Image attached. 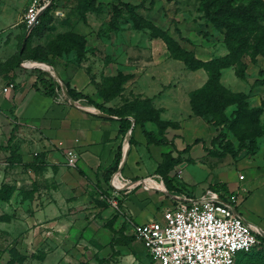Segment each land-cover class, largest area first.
<instances>
[{"label":"rangeland","instance_id":"1","mask_svg":"<svg viewBox=\"0 0 264 264\" xmlns=\"http://www.w3.org/2000/svg\"><path fill=\"white\" fill-rule=\"evenodd\" d=\"M202 1L94 0L93 8H88L85 7L84 0H51L48 10L49 21L33 31L28 39V35L38 22L29 29L23 20L29 0H0V76L16 63L22 48L24 57L29 54L50 55L56 44L61 46L62 38L59 35H76L84 40V46L82 50L76 46L69 52L60 51L56 60L61 66L65 65L70 70L77 67L84 69L89 76L90 87L95 90L94 93L111 108L129 113L131 118L134 113L144 116L151 111H158L160 117L164 109L156 107L154 101L160 96L161 89L197 88L206 73L205 70H191L182 59L174 57L165 35L170 36L177 46L202 60L227 53L223 35L204 16ZM123 3L136 7L131 10ZM129 10L135 12L141 19L143 24L141 29L135 28L132 24ZM241 60V67L229 66L221 70L220 82L229 91L249 94L247 98L249 107L262 108L258 125L264 128V56L253 57L244 54ZM20 67L21 65L17 68ZM119 81L120 83L116 85ZM233 110L235 105L229 106L225 111L228 119L233 118ZM6 113L0 111V124L5 126L4 135L10 130L8 126L12 119ZM168 122L161 135L158 133L157 125L154 133L171 144L170 151L166 154H169L175 163L170 165L168 160H163V156L162 162L163 165H169L166 180L173 191L193 193L195 190L197 192V189L205 190L207 186L221 180L225 172L244 174L245 166L248 164L262 165L264 136L256 139L257 148L261 147L260 155H257V150L248 153L245 147L238 150L240 136L244 144L248 143V135L242 130L245 128L249 133L250 127L237 126L232 129L230 122L219 126L209 122L215 126L212 137L195 138L196 141L194 139L192 142L199 144L192 152L190 149L194 145L185 144V141L182 149L175 150L176 146L171 142L172 139L168 138L173 135L171 129L180 133L178 130L180 125L177 122ZM9 159L11 157L0 156V171L6 170L8 165L5 162H9ZM160 177L166 182L161 174ZM189 182H194V185H189ZM129 187L130 184H127L113 193L109 188L105 189V193H110V196L108 199L105 198V207H101L103 213L100 217L97 214V206L79 209L82 212L92 210L87 214H94L97 230L102 227L110 228L104 233L102 239L105 244L98 253H95L93 247L96 239L89 238L88 235L81 233L82 231L80 235H69L68 238L41 236L39 245L33 244V238L30 236L1 235L0 264H6L11 258L15 264H89L90 261L92 264H140L142 260H149L146 248L132 234L130 219L123 214L121 202L126 198ZM111 200H115V203ZM28 207V205L11 207L9 211L12 212L11 216L14 214L22 216L24 211L28 212ZM153 216L152 212L138 214L136 221L141 222ZM20 225L24 226V223ZM132 236L134 237L131 239ZM16 245L20 248L18 251L25 255L22 260L19 254L14 257L9 254L8 250ZM44 249L46 252L41 251ZM263 257L264 245L261 244L248 253L240 254L236 264H253Z\"/></svg>","mask_w":264,"mask_h":264},{"label":"crops","instance_id":"2","mask_svg":"<svg viewBox=\"0 0 264 264\" xmlns=\"http://www.w3.org/2000/svg\"><path fill=\"white\" fill-rule=\"evenodd\" d=\"M51 65L65 86L55 96L35 89L36 74L30 69H15L12 81L4 75L0 76V111L7 112L12 118L9 120L10 130L5 135V126L0 124V156L11 157L9 162H5L8 165L6 170L0 171V185L6 183L14 187L10 199L0 201V217L8 216L0 220V236H30L33 244L39 245L41 236L68 238L69 235H80L82 231L89 238L96 239L93 247L98 253L105 244L102 239L104 233L110 228L97 230L94 214H87L92 210L82 212L79 209L97 206L100 217L105 198L110 196V193H105L106 188L113 193L126 186V181L136 182L146 177H152L158 184L164 185L167 193L142 184L130 185L126 198L121 202L123 214L130 219V223L139 222L136 221V215L145 212H152L154 216L141 222L160 218L173 195L200 198L207 190H213L211 185L224 183L227 191H213L226 194L237 192L240 197L238 209L244 219L264 232V159L261 160L262 165L245 166V173H240L244 176L242 179L239 174L225 172L221 180L207 186L205 190L196 188L197 192L195 190L193 193L173 191L171 185L169 190L170 187L157 169L162 156L170 151L171 144L149 143L144 134V130L156 132V124L146 121L142 126L128 116L131 126L121 134L118 115L100 110L84 97L76 100L69 97L67 84L95 102L110 107L94 93L84 69L77 67L70 70L65 65L61 66L56 59ZM201 70L204 71L202 68L196 71ZM206 78L205 73L203 81L196 87L203 85ZM10 82L15 83L13 88L8 87ZM197 88L161 89L160 96L154 101L156 107L164 109L160 116L162 120L180 125L178 130L181 134L171 129L172 137L166 136L172 139L175 150L182 149L185 141V144L194 145L190 149L193 152L199 144L192 142L195 138L203 136L205 139L214 133V125L192 112L189 93ZM168 131L170 129L166 135ZM68 149L76 153L74 167L66 164L65 153ZM256 150L257 155H260L261 147ZM118 155L120 160L117 169L107 173ZM115 176L121 179L114 180ZM230 179L232 182H229ZM193 183L189 182V185ZM22 205L29 206L28 212L24 211L22 216H11V207ZM20 223H24V226ZM15 248L20 249L18 245ZM41 251L46 252L45 249ZM89 264H92L91 261ZM140 264L155 262L149 256V260H142Z\"/></svg>","mask_w":264,"mask_h":264},{"label":"trees","instance_id":"3","mask_svg":"<svg viewBox=\"0 0 264 264\" xmlns=\"http://www.w3.org/2000/svg\"><path fill=\"white\" fill-rule=\"evenodd\" d=\"M93 2L94 0H84L83 3L85 7L93 8ZM123 5L131 10L132 8L136 7V5L129 3H123ZM50 6L51 4L41 12L37 24L33 27L32 31L28 35V39L31 37L33 31L38 30L41 25L49 19L48 10ZM201 7L204 11L205 18L223 35V42L225 43L227 53L223 56H216L208 60H202L195 57L190 51L184 50L183 48L177 46V43L170 36L165 35L168 47L174 54V57L182 59L189 69L197 70L202 68L207 74V80L205 83L197 89L192 90L190 93V106L192 112L216 126L230 122V127H232V129H235L237 126L247 128L250 127L249 133L245 128L242 130L243 133L248 135V143L244 144L242 142L243 138L240 136V146L238 147V150H241L243 147H245L248 153H252L257 148L256 139L258 137L264 136V128H261L258 125V117L262 112V108L249 107V103L247 101V98L249 97L248 93L242 91L232 92L227 90L220 82V75L221 70L225 67H241V59L244 54H248L253 57L256 55L264 56V0H203ZM131 10H129V17L132 21V24L135 28L141 29L143 27L141 19L135 12ZM118 14L122 15L121 12ZM59 36L62 38L61 46L56 44L55 50H53L50 55L29 54L27 57H24V50L22 48L20 52L21 55H19L17 58L16 63L10 67L11 69L8 70L4 76L12 81L15 78V68H17L24 59L52 64L59 55V52L62 50L69 52L71 48H75L76 46L82 50L84 46V40L81 37L72 34H61ZM73 42H76V44H73ZM31 71L36 74V81L34 84L35 89L37 91H42L48 96H55L57 85L55 79L44 70L34 68ZM120 81L116 83V85H118ZM66 87L70 98L76 100L77 98L84 97L88 102L94 104L100 110L108 114L118 115L120 117L119 132L121 134H124L130 128L131 121L128 118L129 113L119 111L116 108L104 106L101 103H97L89 96L77 92L75 89L70 87L69 84H67ZM231 105H235V110L232 111L233 118L228 119L225 111ZM130 112L132 111L130 110ZM149 113L147 112V114H144V116L134 113L133 119L135 123H139L142 126L146 121L155 123L157 128H159L158 133L161 135L164 127L168 125L169 122L160 119L158 116V111H151V113ZM144 134L149 143H166L162 136L159 138L154 132H147L144 130ZM119 160L120 156L118 155L113 166L107 170V173H112L117 169ZM163 160H168L170 165L175 163V160L169 154H164ZM163 163L164 162H161L157 172L161 174L166 180L168 178L167 170L169 165H163ZM105 177L107 179L108 175ZM166 183L170 187V189H168L171 190V186L167 180ZM210 188L217 191L228 190L224 183H216L211 185ZM13 190V186L6 183L1 184L0 201H8L13 193ZM7 217L8 216H1L0 220ZM124 225H126V223H124ZM133 237L134 236L130 238L132 239ZM259 238L261 240L260 245H264V237L259 236ZM8 251L11 257H14L18 254L19 256L21 255V260L25 257V255L21 254L15 247H11ZM245 253L248 252L238 253L236 259L240 254ZM236 259L234 264H236ZM6 264H15V261L13 258H11L6 262ZM253 264H264V257L262 259H257V261H254Z\"/></svg>","mask_w":264,"mask_h":264},{"label":"built area","instance_id":"4","mask_svg":"<svg viewBox=\"0 0 264 264\" xmlns=\"http://www.w3.org/2000/svg\"><path fill=\"white\" fill-rule=\"evenodd\" d=\"M51 0H29L23 16L28 27L38 21L40 13ZM22 68H38L48 72L57 82L56 92L65 88L50 63L22 60ZM13 83L8 87L12 88ZM67 101L74 102L72 99ZM66 164L74 167L76 153L68 149ZM244 176L239 174V178ZM120 180L115 176L114 180ZM113 180V181H114ZM144 184L167 193L164 185L152 177L125 185ZM115 203V200H111ZM240 197L237 192L219 193L207 190L200 198L173 195L162 210L160 218L145 222H132V234L143 244L151 259L158 264H234L239 252H249L260 245L259 236L264 232L248 223L238 209Z\"/></svg>","mask_w":264,"mask_h":264},{"label":"water","instance_id":"5","mask_svg":"<svg viewBox=\"0 0 264 264\" xmlns=\"http://www.w3.org/2000/svg\"><path fill=\"white\" fill-rule=\"evenodd\" d=\"M31 27V26H30ZM30 27H29V29H30Z\"/></svg>","mask_w":264,"mask_h":264}]
</instances>
